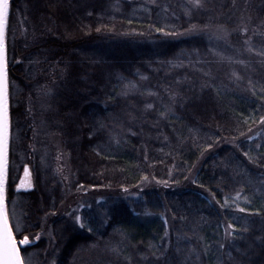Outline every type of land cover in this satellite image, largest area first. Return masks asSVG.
Instances as JSON below:
<instances>
[{"label": "trees", "instance_id": "1", "mask_svg": "<svg viewBox=\"0 0 264 264\" xmlns=\"http://www.w3.org/2000/svg\"><path fill=\"white\" fill-rule=\"evenodd\" d=\"M6 42L24 258L264 264V0H10Z\"/></svg>", "mask_w": 264, "mask_h": 264}, {"label": "snow or ice", "instance_id": "2", "mask_svg": "<svg viewBox=\"0 0 264 264\" xmlns=\"http://www.w3.org/2000/svg\"><path fill=\"white\" fill-rule=\"evenodd\" d=\"M194 3L197 7L201 6V0H194ZM9 16L10 0H0V264H25L24 257L20 252V246L28 245L30 239L29 236L23 234V230L20 232L19 239L17 238V234L14 232L10 222L6 204L8 151L11 133L6 45ZM244 31L247 32V29H244ZM50 92L51 89H47L45 94ZM148 107L151 108L153 105L150 104ZM161 115H165V113H161ZM261 123H264V117H261ZM245 155H247V153H245ZM76 219L80 220L79 217ZM80 226L84 227L85 225L81 223ZM17 227H19V225H17ZM88 230L92 231L91 228ZM35 239L38 240L39 236L35 237Z\"/></svg>", "mask_w": 264, "mask_h": 264}, {"label": "rangeland", "instance_id": "3", "mask_svg": "<svg viewBox=\"0 0 264 264\" xmlns=\"http://www.w3.org/2000/svg\"><path fill=\"white\" fill-rule=\"evenodd\" d=\"M36 89L38 93V97L36 100L38 103L37 107L39 110H43L45 112L47 107L48 108L50 107V104H46V102L47 100L51 99L52 95L54 94V90L51 89L50 93L45 94L46 90L49 89V87L45 84H43L41 87H36ZM40 117L42 118L43 116L41 115ZM14 139L16 138L14 137ZM39 141H41V139H39ZM59 145H60V142L58 138L55 137V135L47 136V138L45 139V147L43 146L42 148V146H40L37 148V155H38L37 164H38L39 170H55L56 175H58L62 180L68 181L69 174H70V168H69V164H68L66 157L63 156V153L60 150ZM20 158L25 159V156L21 155ZM21 170H23V168H21ZM30 170H32V168ZM30 180H31L30 186H33L34 183L32 181V178ZM78 209L79 207L73 206V208H71L69 211L77 212ZM18 211H19L18 200L16 199L15 202L13 201V203H11V205L8 207L10 222L13 226V230H15L16 233L20 232L23 227V221ZM77 221L79 222V220ZM42 224H43V227H42L43 232L37 236H39V239H41L42 237L43 239L50 240L51 233H50L49 224H47L46 226H45L46 224L45 222ZM17 225H19V227H17ZM32 239L35 241L39 240L35 238H32ZM24 261H25V264H36L35 259L32 257V255L25 257Z\"/></svg>", "mask_w": 264, "mask_h": 264}, {"label": "flooded vegetation", "instance_id": "4", "mask_svg": "<svg viewBox=\"0 0 264 264\" xmlns=\"http://www.w3.org/2000/svg\"><path fill=\"white\" fill-rule=\"evenodd\" d=\"M28 166H29V165H28ZM24 168H25V165H24V167H23V170H25ZM29 169H30V168H29ZM30 179H31L30 177H24L23 175H21V176L19 177L18 181H17V188H19V189H24V190H29V189H31L30 187H32V186H30V182H31Z\"/></svg>", "mask_w": 264, "mask_h": 264}, {"label": "water", "instance_id": "5", "mask_svg": "<svg viewBox=\"0 0 264 264\" xmlns=\"http://www.w3.org/2000/svg\"><path fill=\"white\" fill-rule=\"evenodd\" d=\"M6 38H7V33H6ZM6 45H7V42H6ZM10 107V105H9ZM10 140H11V133H10ZM9 160H10V141H9V151H8V171H7V183H8V174H9ZM24 177H29V166L26 165L25 168H24ZM26 172H27V175H26ZM32 189V187H31ZM6 204H7V184H6ZM7 209H8V204H7ZM23 245L20 246V252H21V247ZM22 255V253H21Z\"/></svg>", "mask_w": 264, "mask_h": 264}]
</instances>
